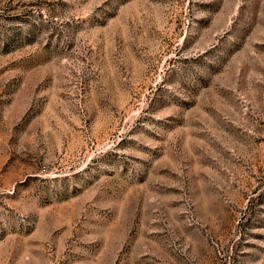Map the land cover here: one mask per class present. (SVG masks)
<instances>
[{
	"label": "rangeland",
	"instance_id": "374dc122",
	"mask_svg": "<svg viewBox=\"0 0 264 264\" xmlns=\"http://www.w3.org/2000/svg\"><path fill=\"white\" fill-rule=\"evenodd\" d=\"M0 264H264V0H0Z\"/></svg>",
	"mask_w": 264,
	"mask_h": 264
}]
</instances>
